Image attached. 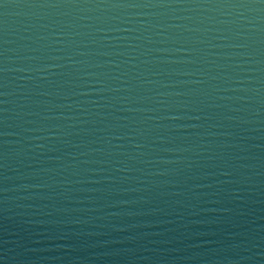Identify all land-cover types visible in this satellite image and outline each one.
Listing matches in <instances>:
<instances>
[{"label": "water", "instance_id": "95a60500", "mask_svg": "<svg viewBox=\"0 0 264 264\" xmlns=\"http://www.w3.org/2000/svg\"><path fill=\"white\" fill-rule=\"evenodd\" d=\"M0 264H264V0H0Z\"/></svg>", "mask_w": 264, "mask_h": 264}]
</instances>
